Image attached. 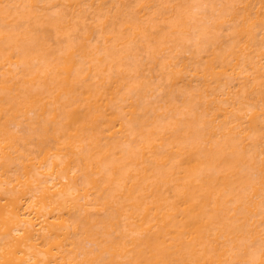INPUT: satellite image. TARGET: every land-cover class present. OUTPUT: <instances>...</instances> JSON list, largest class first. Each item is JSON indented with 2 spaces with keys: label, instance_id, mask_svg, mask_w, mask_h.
<instances>
[{
  "label": "bare ground",
  "instance_id": "obj_1",
  "mask_svg": "<svg viewBox=\"0 0 264 264\" xmlns=\"http://www.w3.org/2000/svg\"><path fill=\"white\" fill-rule=\"evenodd\" d=\"M131 2L0 0V264H264V0Z\"/></svg>",
  "mask_w": 264,
  "mask_h": 264
},
{
  "label": "rangeland",
  "instance_id": "obj_2",
  "mask_svg": "<svg viewBox=\"0 0 264 264\" xmlns=\"http://www.w3.org/2000/svg\"><path fill=\"white\" fill-rule=\"evenodd\" d=\"M129 2H133V0H128ZM175 1H176V3L179 1V0H165V5H167V6H169L170 8L172 7V5H175L176 3H175ZM131 2V5H133L134 3H132ZM134 2H135V0H134ZM169 3H170V5H169ZM138 16L140 17V21H143V23H147L148 21H149V18L150 17H152V18H154V23H156V24H158L159 26H164L166 23H167V17L169 16V13H166L165 14V17L163 16V17H160V16H157V15H154V16H151V14H146L145 13V11L143 12H140V13H138ZM95 18L96 17H89V19H87L86 20V23H92V24H94L95 23ZM122 17L120 16V15H116L115 16V18L113 19V21H114V23L115 24H119L120 22H121V19ZM94 20V21H93ZM94 22V23H93ZM151 22V21H150ZM152 23V22H151ZM150 23V24H151ZM102 42H104V44H108L109 42H107V41H102ZM87 43H88V40H87ZM89 43L90 44H92V45H95V46H101V42H100V40L96 37V35H94V36H91V40H89ZM168 48L166 49V50H162V51H160L158 54H157V57H156V59L157 60H160L161 58L163 59V58H165L167 55H168ZM143 51H138V53H137V57L138 58H144V56H143ZM8 67V66H7ZM7 67H5V68H7ZM9 68H11V66H9ZM8 69V68H7ZM4 70V69H3ZM0 72H1V74H0V76H2V74H4V72L2 71V69L0 68ZM156 74V72L154 71V72H152L151 74ZM151 100H156V98H151ZM88 246H89V244H88Z\"/></svg>",
  "mask_w": 264,
  "mask_h": 264
}]
</instances>
